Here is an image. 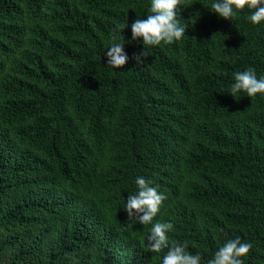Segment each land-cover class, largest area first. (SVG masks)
Instances as JSON below:
<instances>
[{"label":"trees","instance_id":"trees-1","mask_svg":"<svg viewBox=\"0 0 264 264\" xmlns=\"http://www.w3.org/2000/svg\"><path fill=\"white\" fill-rule=\"evenodd\" d=\"M213 2L183 0V38L147 46L131 25L151 0H0L3 264H162L156 222L201 264L237 237L264 264V94H229L237 72L264 77V21ZM137 177L166 197L152 224L125 210Z\"/></svg>","mask_w":264,"mask_h":264},{"label":"clouds","instance_id":"clouds-1","mask_svg":"<svg viewBox=\"0 0 264 264\" xmlns=\"http://www.w3.org/2000/svg\"><path fill=\"white\" fill-rule=\"evenodd\" d=\"M183 0H151V7L146 19H137L131 25L132 40L142 38L143 45L158 46L170 45L180 41L185 35V27L180 24L178 15L182 12ZM213 12L225 20H233L238 11L248 9L253 24L259 25L264 21V0H214L211 4ZM45 13H50L48 8H42ZM107 50L108 65L114 68H122L128 62V56L124 51V44L115 42ZM148 53L146 49L135 56L137 65L146 64ZM235 83L232 84L230 93L233 97L241 90L247 93L248 97H255L257 94H264V77L257 78L255 70L249 68L234 74ZM137 194L129 196L125 206L128 219H136L139 223L152 224L158 215L166 197L159 193L156 187L151 186L152 181L144 177H137ZM173 229L169 222H156L152 224L148 236V250L152 253H160L168 249L163 256L162 264H201V255L191 254L186 244L173 242L169 243L168 232ZM252 248L249 242H242L239 237L228 240L216 251L214 258L208 264H244L246 257Z\"/></svg>","mask_w":264,"mask_h":264},{"label":"rangeland","instance_id":"rangeland-1","mask_svg":"<svg viewBox=\"0 0 264 264\" xmlns=\"http://www.w3.org/2000/svg\"><path fill=\"white\" fill-rule=\"evenodd\" d=\"M9 254H7V256H8ZM4 263V260H2V261H0V264H3Z\"/></svg>","mask_w":264,"mask_h":264}]
</instances>
